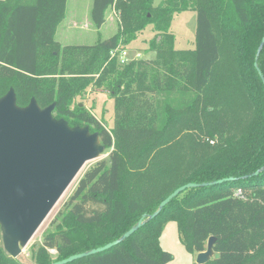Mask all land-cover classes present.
<instances>
[{"label": "trees", "instance_id": "trees-1", "mask_svg": "<svg viewBox=\"0 0 264 264\" xmlns=\"http://www.w3.org/2000/svg\"><path fill=\"white\" fill-rule=\"evenodd\" d=\"M113 2L92 0L90 19L99 28L114 6L115 33L63 45L55 32L66 0H0V97L12 88L19 107L32 97L40 108L54 103L56 119L87 125L109 150L110 165L44 233L33 264L119 238L186 183L206 185L181 191L121 242L66 264H168L159 243L168 221L190 253L214 237L216 255L203 264H264V86L254 67L264 0ZM184 10L196 12L194 45L176 49L171 20ZM148 25L154 57L120 63L111 52ZM257 64L264 76V44ZM88 88L113 98L110 129L76 102ZM0 264H25L3 249L1 231Z\"/></svg>", "mask_w": 264, "mask_h": 264}, {"label": "water", "instance_id": "water-1", "mask_svg": "<svg viewBox=\"0 0 264 264\" xmlns=\"http://www.w3.org/2000/svg\"><path fill=\"white\" fill-rule=\"evenodd\" d=\"M263 44L264 36L256 51L254 67L264 86V76L257 64ZM53 108L54 103L40 108L33 97L26 106L19 107L12 88L0 97V231L3 249L14 258L82 166L105 149L97 132H90L87 125L71 127L66 120L56 119L52 115ZM200 185L206 183H186L177 187L152 214H143L119 238L51 264H66L110 248L155 217L181 191ZM213 242L214 237L210 236L206 249L196 254L195 263L203 264L212 257Z\"/></svg>", "mask_w": 264, "mask_h": 264}, {"label": "rangeland", "instance_id": "rangeland-1", "mask_svg": "<svg viewBox=\"0 0 264 264\" xmlns=\"http://www.w3.org/2000/svg\"><path fill=\"white\" fill-rule=\"evenodd\" d=\"M159 1L161 0H154V4ZM106 18L105 25L103 24L101 29L96 28L92 21L87 19L86 0H66L65 16L56 29L55 39L63 45L94 44L98 39L106 38L118 29V14L114 6L108 9ZM73 21H78L79 25L74 26L72 24ZM195 27V11L184 10L175 13L170 26V31L174 36V48H192L194 45ZM152 36L153 28L148 25L129 44L125 47L121 46V48L126 50L124 57L126 61L134 58L154 57V52L147 49L148 41ZM76 102L83 104L97 120L103 122L107 129L113 126L114 100L107 91L88 88L87 92L76 98ZM109 163V150L104 149L97 158L87 161L82 166L29 242L22 248L21 253L17 255L19 260L25 264H33L31 252L42 242L44 233L54 229L65 209L79 199L78 195L82 188L87 186L99 172L107 168L110 165ZM159 243L164 250L172 254V259L168 264H193L196 260L195 254L188 252L181 243L174 221H168L164 225ZM215 255L214 253L213 256Z\"/></svg>", "mask_w": 264, "mask_h": 264}, {"label": "built area", "instance_id": "built-area-1", "mask_svg": "<svg viewBox=\"0 0 264 264\" xmlns=\"http://www.w3.org/2000/svg\"><path fill=\"white\" fill-rule=\"evenodd\" d=\"M115 1H116V0H114L113 4L115 3ZM111 54H112V55L117 54L118 57H119V62L122 63V64L125 63V62H128V61H126V59L124 58L125 55H126V50L123 49V48H121V49H120V48H117V49L113 50V51L111 52ZM48 251H49L51 254H55V249H53V248L48 249Z\"/></svg>", "mask_w": 264, "mask_h": 264}, {"label": "crops", "instance_id": "crops-1", "mask_svg": "<svg viewBox=\"0 0 264 264\" xmlns=\"http://www.w3.org/2000/svg\"><path fill=\"white\" fill-rule=\"evenodd\" d=\"M91 6H92V0H86V8H87V19L89 20L90 19V10H91ZM108 11V10H107ZM107 13V12H106ZM91 20V19H90ZM105 20H107V18H106V15H105ZM70 22H71V20H70ZM78 21H73V23L72 24H74V26H76L78 23H77ZM61 23V22H60ZM59 23V24H60ZM105 23V22H104ZM103 23V24H104ZM91 24V23H90ZM102 24V25H103ZM79 25V24H78ZM94 25V24H93ZM102 25L99 27V29H101L102 28ZM105 25V24H104ZM58 27V26H57ZM87 28H89V26H87ZM55 34H56V32H55ZM197 254V253H196ZM196 254H195V256H196ZM213 256V255H212Z\"/></svg>", "mask_w": 264, "mask_h": 264}]
</instances>
